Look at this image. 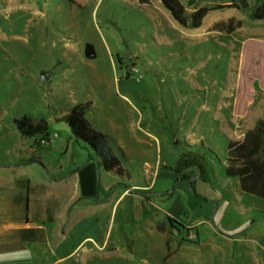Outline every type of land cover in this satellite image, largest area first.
<instances>
[{
	"label": "rangeland",
	"instance_id": "obj_1",
	"mask_svg": "<svg viewBox=\"0 0 264 264\" xmlns=\"http://www.w3.org/2000/svg\"><path fill=\"white\" fill-rule=\"evenodd\" d=\"M185 1L189 15L196 7L230 0ZM247 1L246 11L212 12L200 30L188 28L187 41L179 37L174 45L165 41L166 24L126 1L15 0V7L0 2V160L20 139L10 133L16 121L24 116L46 120L50 132L65 139L71 134L62 120L65 111L117 89L118 81L152 103L165 96L167 109L172 102L174 112L181 109L171 93L176 96L180 88L183 94L186 88L190 95L196 92L201 98L190 103V124L199 105L210 106L236 85L242 104L253 100L258 124L264 120V21L251 19L258 3ZM232 15L242 20V30L227 34L209 27L214 19ZM136 77H142L140 83ZM203 119L207 127L218 128L207 112ZM203 136L201 156L207 162L201 179L193 181L192 174L170 182L160 178L153 191H136L135 215L120 211L111 223L100 215L98 224L83 229L99 246L86 245L92 253L82 264H264V201L240 194L227 177V140L217 131ZM35 138L41 145V136L25 139ZM181 148L185 151L184 143ZM164 183L169 195L162 197L156 193ZM176 202L185 209L174 220L154 206L168 210ZM154 221L172 229L180 252L172 256L176 243L169 249L150 225ZM99 233L108 237L105 249ZM72 263L79 264H57Z\"/></svg>",
	"mask_w": 264,
	"mask_h": 264
},
{
	"label": "crops",
	"instance_id": "obj_2",
	"mask_svg": "<svg viewBox=\"0 0 264 264\" xmlns=\"http://www.w3.org/2000/svg\"><path fill=\"white\" fill-rule=\"evenodd\" d=\"M92 1L98 0H74V3L88 4ZM121 1L139 7L161 25L166 24L164 37L168 45L178 43L179 37L181 40L185 37L187 41L189 27L178 23L162 0H148V3H141L140 0ZM179 1L185 7L187 19L200 7L222 5L199 6L187 15L188 3ZM6 2L12 7L16 5L15 0ZM33 5L34 2L25 4L27 8ZM225 10L233 13L237 9ZM212 12L197 30L203 27ZM227 17L242 22L234 15ZM222 20L225 19H214L209 27L225 22ZM242 29L243 25L236 31ZM133 72L137 74L138 70L134 68ZM136 78L140 83L142 77ZM184 92L180 88L176 90V96L173 93L169 96L170 100L176 99L175 107H180L179 112L173 111L172 102L167 109L165 96L161 101L152 103L146 95H138L128 89L123 81H118L117 89L110 88L99 98H88L70 106L92 103L86 117L96 130L108 136L115 156L127 172L126 176L104 170L94 152L78 142L70 128L72 135L67 133L65 139L60 138L58 133L52 134L49 128V135L39 138L50 139L49 145L44 146L35 145L38 138L25 139L15 122L10 133L17 134L20 139L7 151L6 158L0 160V261L4 264H45L51 261H54L53 264L71 261L82 264L92 253V248L86 249V245L99 246L94 236L83 234V229L98 224L102 219L100 215L104 214L109 223L120 211L123 215L125 210L135 215L136 195H139L136 191H153L160 178L170 182L180 176L188 179L192 174L193 181L201 179V173L191 167L181 169L179 163L184 153L201 154L205 131L219 132L229 144L243 141L245 135L257 126L253 122V100L250 98L242 104L238 100L236 85L233 89L222 91L210 106L199 105L191 124L190 107L201 95L196 92L190 95L187 88ZM205 112L218 124L217 129L207 127L203 119ZM181 143H184L185 151H182ZM228 178L234 179L232 182L236 191L248 195L241 190L239 178ZM166 188L164 183L156 194L162 197L169 195ZM154 206L173 220L185 209L179 202L168 210ZM156 224L155 221L150 222L165 237L169 249L176 243L178 248L172 252V256L180 252L182 244L175 241L172 229L163 226V231H160ZM98 237H103L100 248L105 249L108 237L101 233Z\"/></svg>",
	"mask_w": 264,
	"mask_h": 264
},
{
	"label": "trees",
	"instance_id": "obj_3",
	"mask_svg": "<svg viewBox=\"0 0 264 264\" xmlns=\"http://www.w3.org/2000/svg\"><path fill=\"white\" fill-rule=\"evenodd\" d=\"M140 1L148 3V0ZM256 1L258 5L251 13V19L264 21V0ZM162 2L178 23L193 29L200 28L204 18L212 11L225 9L246 11L249 9L247 0H231L228 4L200 7L191 14L190 19H187L185 7L179 0H162ZM242 25L241 21L230 18L225 22L215 24L212 30L233 34ZM91 105V102L73 105L62 120L67 123L74 138L94 152L104 170L118 176H126L127 172L115 156L108 136L96 130L86 117ZM21 121L23 122L21 130L23 136L46 138L49 135V124L46 120L35 122L29 117H24ZM206 162L207 160L201 154L187 152L183 154L179 168L191 167L203 174L202 168L205 167ZM225 172L228 177L240 179L241 190L244 193L264 200V120H261L251 132H248L243 141L229 143ZM159 230L163 231L162 225L159 226Z\"/></svg>",
	"mask_w": 264,
	"mask_h": 264
},
{
	"label": "water",
	"instance_id": "obj_4",
	"mask_svg": "<svg viewBox=\"0 0 264 264\" xmlns=\"http://www.w3.org/2000/svg\"><path fill=\"white\" fill-rule=\"evenodd\" d=\"M42 81H45L44 76L42 77ZM16 125L20 131L23 129V122L22 121H16Z\"/></svg>",
	"mask_w": 264,
	"mask_h": 264
},
{
	"label": "built area",
	"instance_id": "obj_5",
	"mask_svg": "<svg viewBox=\"0 0 264 264\" xmlns=\"http://www.w3.org/2000/svg\"><path fill=\"white\" fill-rule=\"evenodd\" d=\"M49 140L50 139H43V140H41V145H44V146H47V145H49Z\"/></svg>",
	"mask_w": 264,
	"mask_h": 264
}]
</instances>
